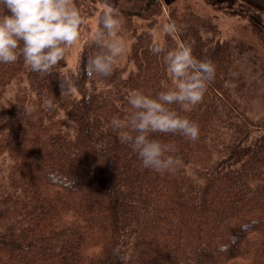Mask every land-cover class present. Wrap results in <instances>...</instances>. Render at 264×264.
Here are the masks:
<instances>
[{"label":"trees","instance_id":"trees-1","mask_svg":"<svg viewBox=\"0 0 264 264\" xmlns=\"http://www.w3.org/2000/svg\"><path fill=\"white\" fill-rule=\"evenodd\" d=\"M229 3L249 23L248 46L222 38L215 16L189 3L166 6L165 24L181 26L175 36L153 31L161 0H116L131 25L130 70L85 76L100 51L89 38L73 70L64 60L49 75L22 57L0 63V264H264V0ZM157 42L216 66L201 103L170 106L198 123L199 138L152 134L176 146L181 163L166 172L145 168L110 126L134 111L130 93L175 86L151 52ZM252 76L257 118L247 107Z\"/></svg>","mask_w":264,"mask_h":264},{"label":"clouds","instance_id":"clouds-1","mask_svg":"<svg viewBox=\"0 0 264 264\" xmlns=\"http://www.w3.org/2000/svg\"><path fill=\"white\" fill-rule=\"evenodd\" d=\"M0 5L8 10L7 14L0 13V63L14 64L22 57L30 71L42 75L52 73L64 60L69 49L81 40L82 28L86 26L74 0H0ZM123 22L114 7L101 13L97 27L86 41L100 50L83 66L88 78L93 74L111 76L118 58L126 53L125 42L118 36ZM163 30L178 36L181 26L170 19ZM151 52L162 54L175 86L169 88L162 81L164 90L154 97L138 90L130 93L128 102L134 111L125 120L113 117L110 126L121 130L120 142L132 148L145 168L166 172L181 163L170 155L177 151L176 146L162 143L152 134L178 133L192 141L199 138L198 123L170 106L179 105L183 111H191L201 103L215 79L216 66L211 60L197 59L186 45L166 50L157 42Z\"/></svg>","mask_w":264,"mask_h":264},{"label":"rangeland","instance_id":"rangeland-1","mask_svg":"<svg viewBox=\"0 0 264 264\" xmlns=\"http://www.w3.org/2000/svg\"><path fill=\"white\" fill-rule=\"evenodd\" d=\"M165 7L162 11L156 16V22H152V25L155 27L153 31L157 34V30L160 33H163V26L165 25V16L167 13V7L170 3L176 5H182L184 2L189 3L193 9L201 12L205 15H214L216 25L220 31L222 38L239 40V43L243 45H247L248 38L251 37V31L247 25H249L248 21L245 18H240L234 14L229 12V0H161ZM223 1V2H222ZM211 3L207 5L206 3ZM215 2L217 6L212 5ZM239 3V2H238ZM75 6L83 13L85 18V27L82 28L81 40L74 46H72L67 52L64 62H65V70H73L78 58V54L80 48L85 39L91 36V33L97 27V20L100 17L101 13L106 10L107 7H114L116 4V0H74ZM215 8V9H214ZM223 9V10H222ZM222 10V11H221ZM226 12V13H223ZM216 12V13H215ZM138 22L140 25L147 24L145 20L139 19ZM130 27L125 21L123 22L118 36L121 38L126 45V53L118 58L117 65L119 67L126 68L130 70L133 65L131 61L128 59V53L131 45ZM256 72V67L252 68L250 73ZM255 88V89H254ZM248 97L250 98V104L247 105L249 110L251 111L254 118H257L261 113L262 102L259 96V88L255 83L254 76L251 77L250 82L248 83ZM0 182H5V179L2 178Z\"/></svg>","mask_w":264,"mask_h":264}]
</instances>
